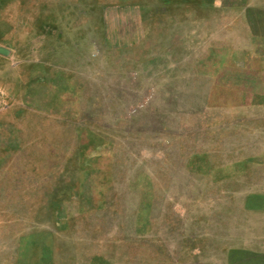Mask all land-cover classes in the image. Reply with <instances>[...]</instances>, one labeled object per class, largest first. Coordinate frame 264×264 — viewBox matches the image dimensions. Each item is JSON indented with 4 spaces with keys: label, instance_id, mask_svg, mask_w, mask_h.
Here are the masks:
<instances>
[{
    "label": "rangeland",
    "instance_id": "1",
    "mask_svg": "<svg viewBox=\"0 0 264 264\" xmlns=\"http://www.w3.org/2000/svg\"><path fill=\"white\" fill-rule=\"evenodd\" d=\"M0 22V264H264V0Z\"/></svg>",
    "mask_w": 264,
    "mask_h": 264
},
{
    "label": "crops",
    "instance_id": "2",
    "mask_svg": "<svg viewBox=\"0 0 264 264\" xmlns=\"http://www.w3.org/2000/svg\"><path fill=\"white\" fill-rule=\"evenodd\" d=\"M7 3V0H0V4H6ZM5 19H6V17H5ZM4 19V21H3V23H4V25H5V27L7 28V26H8V29L10 28V26L12 25V23H11V21H9V20H5ZM2 22H0V24H1ZM4 33H6L5 32V30H4V32H3V34ZM2 34V33H1Z\"/></svg>",
    "mask_w": 264,
    "mask_h": 264
},
{
    "label": "water",
    "instance_id": "3",
    "mask_svg": "<svg viewBox=\"0 0 264 264\" xmlns=\"http://www.w3.org/2000/svg\"><path fill=\"white\" fill-rule=\"evenodd\" d=\"M0 53L1 54H3V55H8L9 54V52L8 51H6L5 49H0Z\"/></svg>",
    "mask_w": 264,
    "mask_h": 264
}]
</instances>
